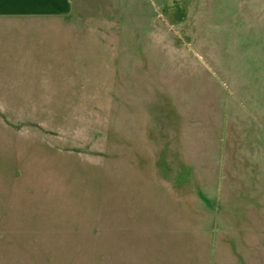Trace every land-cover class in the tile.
I'll return each instance as SVG.
<instances>
[{
    "label": "rangeland",
    "instance_id": "rangeland-1",
    "mask_svg": "<svg viewBox=\"0 0 264 264\" xmlns=\"http://www.w3.org/2000/svg\"><path fill=\"white\" fill-rule=\"evenodd\" d=\"M42 20L0 29V264L263 261L264 0Z\"/></svg>",
    "mask_w": 264,
    "mask_h": 264
},
{
    "label": "crops",
    "instance_id": "crops-1",
    "mask_svg": "<svg viewBox=\"0 0 264 264\" xmlns=\"http://www.w3.org/2000/svg\"><path fill=\"white\" fill-rule=\"evenodd\" d=\"M70 11L71 0H0V29L31 28L33 25L47 24L42 23V21H44L42 19L63 18L67 16ZM255 22L259 23L261 21L256 20ZM0 35L4 34L0 32ZM248 244L249 242L244 241V239L242 242L237 239L233 252L252 254L264 253L262 247L257 251L256 248L251 249ZM227 248L229 250L228 246ZM228 250L223 248L220 249V247L217 249L218 253H220L219 251H225L224 253H230L232 251ZM241 257L243 259L242 261H226L220 256L219 258H212L210 261H205L203 264H264V260L259 262L260 260H250L248 257L245 259L244 255Z\"/></svg>",
    "mask_w": 264,
    "mask_h": 264
}]
</instances>
